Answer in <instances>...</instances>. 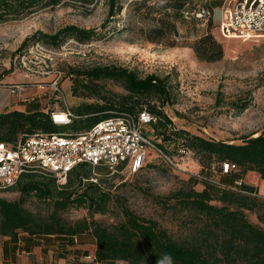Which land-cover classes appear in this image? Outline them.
Wrapping results in <instances>:
<instances>
[{
	"label": "trees",
	"instance_id": "16d2710c",
	"mask_svg": "<svg viewBox=\"0 0 264 264\" xmlns=\"http://www.w3.org/2000/svg\"><path fill=\"white\" fill-rule=\"evenodd\" d=\"M64 1L90 2L91 0H0V22L18 19L33 14L39 9L56 6ZM198 0H157L154 5L150 0H136L139 12L149 9L144 14L157 12L156 25L143 30L148 41L162 42L169 39L168 45L175 47L180 42L181 25L205 21L196 13L202 4ZM109 17L107 22L117 15L118 0H109ZM172 11H171V10ZM212 18V17H211ZM207 21L205 31L190 44L200 60L215 62L223 58L224 47L212 34V19ZM106 23L104 28L108 25ZM96 33L95 29H85L69 25L55 34L39 32L47 42H57L62 34L77 37L85 41ZM28 38L20 48H26ZM87 81L82 87L92 91L97 102H83L74 112L78 118L70 124L59 125L53 122L51 111H45L41 100L26 102L25 110H13L0 113V142L16 143L36 132H81L89 129L96 122L108 118L118 111H139L147 108L157 117L152 124V135L160 139L158 145L168 151L179 146L192 150L201 158L206 157L204 168L223 161L240 165L242 172H256L264 179V129L257 136H244L240 144L225 140L207 139L189 131L177 129L173 121L163 111L162 105L169 98L168 87L161 77L150 74L140 77L134 70L116 65L97 66L79 71ZM102 79L119 80L128 92L116 100L104 85L97 81ZM77 80V79H76ZM159 103V104H158ZM245 107V106H244ZM80 124L78 130H65L64 126L73 127ZM153 160H150L151 163ZM163 162L171 168L164 160ZM201 162H204L202 160ZM146 165V166H147ZM145 166V167H146ZM144 167V168H145ZM89 164H80L72 170L66 183L58 184L57 178L48 175L46 180L39 172H29L22 176L15 187L21 188L22 197L35 193L43 199L54 200L55 212L48 218H37L23 206L20 200H8L0 197V236L8 237L4 241L24 244L26 251L39 243V238L58 237L70 244L76 237L92 236L97 246L96 261L101 264H116L125 261L128 264H264V227L249 221L246 211H254L264 225V197L243 194L208 182L190 177L187 187H182L172 194L182 210L192 212L198 221L190 234L183 239H176L167 228L157 220L137 214L127 204L121 203L124 220L110 227H105L93 218L83 219L75 224H68L57 214L58 209L69 204L87 207L90 212L107 213L113 199V183L101 179L92 181ZM172 169V168H171ZM140 172V171H139ZM116 174V173H115ZM136 174V173H135ZM47 175V174H46ZM134 175V174H133ZM231 176V179H227ZM44 177V179H39ZM241 174L224 176L226 184L234 185ZM192 179L204 184L197 190L191 184ZM25 181V182H24ZM243 189L254 191L251 185L244 184ZM219 203V204H218ZM221 204V205H220ZM22 245L18 249H23Z\"/></svg>",
	"mask_w": 264,
	"mask_h": 264
},
{
	"label": "rangeland",
	"instance_id": "374dc122",
	"mask_svg": "<svg viewBox=\"0 0 264 264\" xmlns=\"http://www.w3.org/2000/svg\"><path fill=\"white\" fill-rule=\"evenodd\" d=\"M108 1H64L22 18L0 22V71L13 75L23 84L24 99L41 100L45 111L66 106L75 110L83 102L101 101L92 95V91L82 87L87 79L78 76V72L97 66L116 65L134 70L140 77L155 74L164 79L170 96L166 104L160 105L177 129L236 144L242 143L244 136H257L262 132L264 37L248 41L233 34L226 37L219 27V4L223 0H211L214 15L210 30L224 47L223 58L215 62L200 60L190 47L197 36L205 31V21L197 23L194 28L193 24L181 25L182 38L177 46L171 47L168 43L173 37L152 42L142 32L157 24L154 8L147 15L144 13L150 10L147 8L143 10L145 12H139L136 0H118L120 8L117 15L108 23ZM154 1L157 0H150L148 4L154 5ZM196 2L202 4V0ZM106 23L108 25L104 28ZM69 25L95 29L96 33L85 41L62 34L57 42H47L38 34H55ZM27 38L28 46L35 41L44 43L49 50L47 55L51 56V60L44 64L42 54L37 55L33 66L35 72L32 73L25 71L18 63L20 52L25 49L20 47ZM56 78L61 92L51 85ZM97 82L104 85L116 100L128 93L119 80L102 79ZM152 127L153 124L146 128L151 135ZM63 128L78 130L81 125ZM150 153L153 161L134 175L127 172L110 174L102 167L89 170V175L97 181L106 179L114 184L112 191L118 198L111 201L107 213L90 212L87 207L69 204L66 208L58 209L57 214L68 224L93 218L103 226L110 227L124 220L121 212V203H124L137 214L157 220L176 239L187 237L198 221L192 212L178 206L172 194L187 187L191 175L169 168L155 151L150 150ZM192 160L190 169L197 171L208 159L194 153ZM39 175L45 177L39 179L49 178L44 173ZM254 176L260 178L259 174L253 172L251 181L256 178ZM191 184L197 190L204 187L201 182L195 183V179ZM20 189L13 187L0 191V197L20 200ZM22 198L23 206L37 218H48L56 211L54 200L43 199L35 193L23 195ZM246 215L249 221L264 227L257 213L246 211ZM2 241L3 237L0 236V264H14L2 259ZM29 262L35 264V259L30 257Z\"/></svg>",
	"mask_w": 264,
	"mask_h": 264
},
{
	"label": "built area",
	"instance_id": "2783aa9c",
	"mask_svg": "<svg viewBox=\"0 0 264 264\" xmlns=\"http://www.w3.org/2000/svg\"><path fill=\"white\" fill-rule=\"evenodd\" d=\"M196 15L205 21L213 17L211 0H202ZM219 27L226 37V32H229L243 41L264 37V0H224L220 7ZM48 51L44 43L33 42L20 52L19 66L28 73L35 72L33 66L37 55L42 54L44 64L51 60ZM57 84L58 78L51 85L61 92ZM24 90L23 84L19 82L13 85L14 92ZM51 118L54 123L65 125L78 118V115L70 106H66L52 111ZM156 120L157 117L147 108L118 111L81 132L39 131L16 143L0 142V191L15 187L22 176L29 172L53 175L58 183L64 184L69 173L80 164H89L93 169L102 167L110 174H135L151 160L153 155L150 150H153L175 171L243 194L262 197L256 187L254 191L242 188L245 184L243 177L236 179L234 185L223 181L226 175L242 172L237 163L223 161L208 168L201 166L197 171L190 169L194 154L192 150L179 146L168 151L158 145L160 139L148 134L147 126ZM91 180L97 181L94 177Z\"/></svg>",
	"mask_w": 264,
	"mask_h": 264
},
{
	"label": "crops",
	"instance_id": "0c3cea01",
	"mask_svg": "<svg viewBox=\"0 0 264 264\" xmlns=\"http://www.w3.org/2000/svg\"><path fill=\"white\" fill-rule=\"evenodd\" d=\"M223 3L224 0L219 6L221 7ZM15 83H18V81L13 75L2 74L0 71V113L25 110V103L30 102L23 98L24 92L13 91ZM252 173V171H248L238 174H241L245 184L256 187L258 193L264 197V179L254 176L256 178L251 181ZM227 179H231V176H227ZM7 239L8 237L3 238L1 246V256L5 262L31 264L29 262L31 257L35 259V264H101L95 259L97 249L95 240L89 235L76 237L72 239L73 241L70 244L66 240L60 241L58 237L54 236L39 238V243L29 251L25 250L24 244H18L15 248L16 246L9 241H7L4 250L3 244ZM19 245L23 246L22 250L18 249ZM116 264L128 263L117 261Z\"/></svg>",
	"mask_w": 264,
	"mask_h": 264
},
{
	"label": "bare ground",
	"instance_id": "6f19581e",
	"mask_svg": "<svg viewBox=\"0 0 264 264\" xmlns=\"http://www.w3.org/2000/svg\"><path fill=\"white\" fill-rule=\"evenodd\" d=\"M226 34H227V36H230V35H232L231 33H229V32H226ZM258 135V134H257Z\"/></svg>",
	"mask_w": 264,
	"mask_h": 264
}]
</instances>
